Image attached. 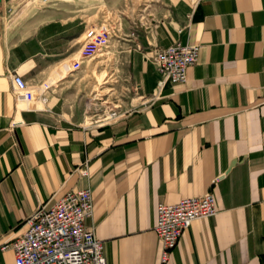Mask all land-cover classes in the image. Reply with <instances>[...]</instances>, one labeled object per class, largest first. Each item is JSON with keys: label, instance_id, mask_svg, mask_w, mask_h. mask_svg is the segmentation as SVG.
<instances>
[{"label": "crops", "instance_id": "crops-1", "mask_svg": "<svg viewBox=\"0 0 264 264\" xmlns=\"http://www.w3.org/2000/svg\"><path fill=\"white\" fill-rule=\"evenodd\" d=\"M84 26L48 19L11 43L0 34V243L38 204L88 187L84 224L105 264H159L156 203L208 190L215 212L191 220L163 264H264V0L165 2L124 54L134 105L100 123L66 106ZM174 40L198 43L196 60L150 97L157 73L143 53ZM10 71L45 81V102L15 98ZM0 264H13L9 246Z\"/></svg>", "mask_w": 264, "mask_h": 264}, {"label": "built area", "instance_id": "built-area-1", "mask_svg": "<svg viewBox=\"0 0 264 264\" xmlns=\"http://www.w3.org/2000/svg\"><path fill=\"white\" fill-rule=\"evenodd\" d=\"M108 39L109 30L104 25L84 26L76 57L69 63V68H77L82 60L106 45ZM198 48V43L174 40L144 51L143 57L157 73L150 97L156 95L165 82L179 83L185 79V69L196 60ZM8 79L15 98L34 101L37 106L45 102L43 90L48 88L45 81L28 82L15 71L8 73ZM15 122L11 120L10 125ZM77 171L85 175V163ZM214 212L213 195L208 190L179 197L170 203L158 201L152 229L160 242L159 264L166 261L170 247L191 220ZM90 213L88 187L68 189L50 205L38 204L24 219L23 229L2 241L0 248L9 246L12 249L13 264H105L101 239L84 224Z\"/></svg>", "mask_w": 264, "mask_h": 264}, {"label": "rangeland", "instance_id": "rangeland-1", "mask_svg": "<svg viewBox=\"0 0 264 264\" xmlns=\"http://www.w3.org/2000/svg\"><path fill=\"white\" fill-rule=\"evenodd\" d=\"M167 1L1 0L0 34L11 43L48 19L71 17L81 25L107 27V44L83 60L80 70L72 74L70 87L66 88L67 110L81 121L100 123L111 112L115 114L134 105L124 54L140 25L159 17ZM102 69V74L96 77V72ZM67 71L68 68L59 69L61 74Z\"/></svg>", "mask_w": 264, "mask_h": 264}]
</instances>
